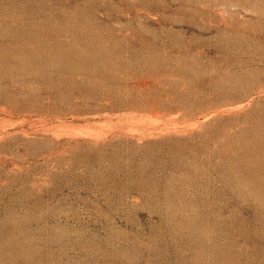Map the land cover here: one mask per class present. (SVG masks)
Masks as SVG:
<instances>
[{
    "label": "rangeland",
    "instance_id": "1",
    "mask_svg": "<svg viewBox=\"0 0 264 264\" xmlns=\"http://www.w3.org/2000/svg\"><path fill=\"white\" fill-rule=\"evenodd\" d=\"M0 264H264V0H0Z\"/></svg>",
    "mask_w": 264,
    "mask_h": 264
}]
</instances>
